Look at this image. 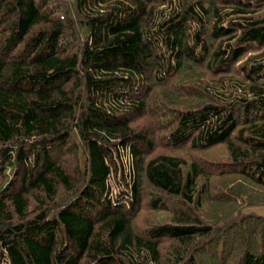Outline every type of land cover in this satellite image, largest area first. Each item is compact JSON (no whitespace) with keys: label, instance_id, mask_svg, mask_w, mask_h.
Listing matches in <instances>:
<instances>
[{"label":"trees","instance_id":"1","mask_svg":"<svg viewBox=\"0 0 264 264\" xmlns=\"http://www.w3.org/2000/svg\"><path fill=\"white\" fill-rule=\"evenodd\" d=\"M255 206L264 0H0V264H264Z\"/></svg>","mask_w":264,"mask_h":264},{"label":"rangeland","instance_id":"2","mask_svg":"<svg viewBox=\"0 0 264 264\" xmlns=\"http://www.w3.org/2000/svg\"><path fill=\"white\" fill-rule=\"evenodd\" d=\"M57 5V4H56ZM217 153L224 154V149L222 147H219L217 149ZM122 153V156H120ZM121 153L118 156V159L116 161V166L113 168V172L111 173V176L109 177L110 185L112 194H119L122 190L125 192V194L128 192V188L126 187V181L124 180V177L126 175L125 170H128L129 166L132 163V158L130 156V152L127 149H123ZM128 168V169H127ZM129 175V174H128ZM130 182V180L126 179ZM144 187L146 188V191L144 192L145 200L150 201L152 199V196L154 194H151L152 192H156V189L153 186H149L146 184V182L143 181ZM129 186V185H128ZM152 201V200H151ZM118 202L122 203L123 201ZM254 210H257L258 212L264 213V206H255L253 207Z\"/></svg>","mask_w":264,"mask_h":264}]
</instances>
